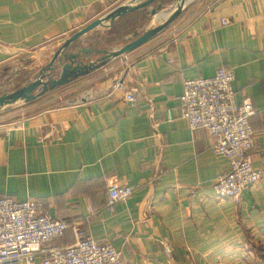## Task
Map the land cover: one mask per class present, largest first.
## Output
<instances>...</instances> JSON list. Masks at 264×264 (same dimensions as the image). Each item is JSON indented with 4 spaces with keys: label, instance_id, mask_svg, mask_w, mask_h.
Segmentation results:
<instances>
[{
    "label": "crops",
    "instance_id": "0c3cea01",
    "mask_svg": "<svg viewBox=\"0 0 264 264\" xmlns=\"http://www.w3.org/2000/svg\"><path fill=\"white\" fill-rule=\"evenodd\" d=\"M124 1L0 0V74L11 75L15 88L25 84L50 49ZM183 10L169 32L0 123V197L34 200L70 222L51 244L88 234L112 244L123 264H257L259 245L264 249V0H190ZM97 33L73 46H94L87 39ZM221 66L234 71L235 100L247 97L255 110L250 157L261 178L239 203L213 193L228 160L211 151L206 129H190L180 114L184 81ZM111 179L133 193L110 208Z\"/></svg>",
    "mask_w": 264,
    "mask_h": 264
},
{
    "label": "built area",
    "instance_id": "2783aa9c",
    "mask_svg": "<svg viewBox=\"0 0 264 264\" xmlns=\"http://www.w3.org/2000/svg\"><path fill=\"white\" fill-rule=\"evenodd\" d=\"M233 80V69L225 66L212 76L186 79L179 104L189 128L206 129L212 137L211 151L228 160V170L212 183L213 193L239 203L242 192L261 178V171L250 157L255 146L250 117L255 110L249 98L235 100ZM135 98L131 92L125 94L129 104ZM106 192V205L111 208L128 198L133 188L111 179ZM70 224L42 211L34 200L0 197V264H37V260L40 264H123L112 244L88 234H78L69 245L51 244ZM162 246L172 260L170 245L163 241Z\"/></svg>",
    "mask_w": 264,
    "mask_h": 264
},
{
    "label": "water",
    "instance_id": "95a60500",
    "mask_svg": "<svg viewBox=\"0 0 264 264\" xmlns=\"http://www.w3.org/2000/svg\"><path fill=\"white\" fill-rule=\"evenodd\" d=\"M156 1L126 0L65 37L57 46L50 49L51 57L49 61L34 72L25 84L9 92L0 94V110L14 103H28L33 101L48 91L88 74L109 60L134 50L160 32L190 0H177L176 7L166 15L164 21L159 22L157 25L147 27L139 34L137 30L133 31L135 38L119 48L108 51L93 46H73V43L82 35L95 29H109L119 16L150 6ZM161 5V2H157L154 7L151 6L150 13L152 16L158 15ZM26 53L34 56L37 54L36 52ZM92 53H96L97 57L86 60Z\"/></svg>",
    "mask_w": 264,
    "mask_h": 264
},
{
    "label": "rangeland",
    "instance_id": "374dc122",
    "mask_svg": "<svg viewBox=\"0 0 264 264\" xmlns=\"http://www.w3.org/2000/svg\"><path fill=\"white\" fill-rule=\"evenodd\" d=\"M176 1L177 0L161 1L162 5L158 11V15L152 16L150 13L151 6L154 7L156 3L159 2L156 1L152 3L150 6L145 7V10L142 11L140 15L135 16L134 18H129L124 21L123 20H119L118 22L116 21V23L111 27V29L109 28V29L101 30L103 33H97L91 36L90 38L87 39V43L93 44L94 45L93 47L95 48L105 49L108 51L119 48L126 42L135 38V36L133 35V31L137 30L139 34L147 27L157 25L159 22L164 21L166 15H168L176 7ZM182 10L157 34L162 35L164 33L169 32L172 28H174L176 26V21L183 16L184 10L183 11ZM81 45L83 46L84 44H80V46ZM125 54H122L120 56H124ZM96 57L97 54L93 58ZM15 84H16L15 80L11 75L0 74V94L15 89L16 86ZM67 88L69 87H65V88L63 87L61 89H58L57 91H49L51 93H49L48 96L44 95L45 97H43L41 100L44 99L47 100L48 98L53 96L50 94H53L54 92H56L55 94H58L60 92H63L64 90H67ZM28 103L18 102L6 106L5 108H2L0 110V123H9L11 121H15L21 115H24L26 112L22 110H24L25 104ZM49 104L51 105L59 104V101H53ZM257 253H258L257 264H264V249L262 248L261 245H259V249L257 250Z\"/></svg>",
    "mask_w": 264,
    "mask_h": 264
},
{
    "label": "bare ground",
    "instance_id": "6f19581e",
    "mask_svg": "<svg viewBox=\"0 0 264 264\" xmlns=\"http://www.w3.org/2000/svg\"><path fill=\"white\" fill-rule=\"evenodd\" d=\"M160 17H161V16H160ZM160 17H159V18H160Z\"/></svg>",
    "mask_w": 264,
    "mask_h": 264
}]
</instances>
